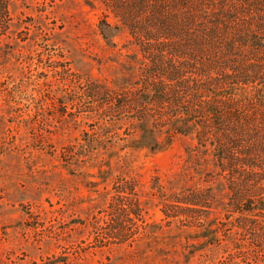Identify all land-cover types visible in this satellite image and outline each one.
Listing matches in <instances>:
<instances>
[{
	"label": "rangeland",
	"instance_id": "374dc122",
	"mask_svg": "<svg viewBox=\"0 0 264 264\" xmlns=\"http://www.w3.org/2000/svg\"><path fill=\"white\" fill-rule=\"evenodd\" d=\"M9 2L0 264H264L215 137L176 130L182 106L151 96L128 29L99 0Z\"/></svg>",
	"mask_w": 264,
	"mask_h": 264
},
{
	"label": "trees",
	"instance_id": "16d2710c",
	"mask_svg": "<svg viewBox=\"0 0 264 264\" xmlns=\"http://www.w3.org/2000/svg\"><path fill=\"white\" fill-rule=\"evenodd\" d=\"M99 1L116 19L105 15L101 24L127 28L148 55L151 96L182 106L176 130L215 137L235 208L247 212L243 227L255 225L263 238L264 0ZM9 3L0 0L1 23L10 20Z\"/></svg>",
	"mask_w": 264,
	"mask_h": 264
}]
</instances>
